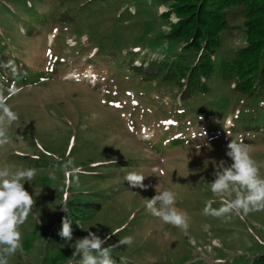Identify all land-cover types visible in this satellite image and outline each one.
<instances>
[{
	"label": "rangeland",
	"instance_id": "374dc122",
	"mask_svg": "<svg viewBox=\"0 0 264 264\" xmlns=\"http://www.w3.org/2000/svg\"><path fill=\"white\" fill-rule=\"evenodd\" d=\"M179 3L0 0V49L19 61L15 72L41 75L9 92L0 85L18 116L7 130L11 142L0 147V166L37 169L24 185L35 205L20 228L23 251L9 264H79L71 244L88 231L104 247L132 237L131 245L114 247L116 264H264V210L204 213L216 166L231 163V140L250 146L264 176V90L243 97L216 72L207 94L184 101L178 87L131 74L132 66L147 69L181 53V39L169 35L187 32L186 18L200 19L197 10L179 16ZM218 37V64L247 41L239 28ZM248 124L246 134L229 136L233 125ZM68 160L79 171H65ZM132 171L146 177L147 190L123 179ZM158 186L176 193L175 206L189 217L187 234L146 210L144 199ZM63 218L71 221L72 241L58 235Z\"/></svg>",
	"mask_w": 264,
	"mask_h": 264
},
{
	"label": "clouds",
	"instance_id": "9594fccd",
	"mask_svg": "<svg viewBox=\"0 0 264 264\" xmlns=\"http://www.w3.org/2000/svg\"><path fill=\"white\" fill-rule=\"evenodd\" d=\"M17 119V114L12 111L6 99L0 97V147L11 142L7 130ZM225 155L231 163L221 160L216 166L214 179L208 183L214 199L206 205L204 213L230 218L232 215L243 217L250 212L264 210V176L260 173L261 165L250 154V146L243 140H231ZM63 168L65 171H79L73 168L71 160L64 163ZM36 174L35 168L0 166V264H9L10 257L23 251L20 228L26 223L35 205V200L24 185L30 184ZM145 178L143 174L132 171L123 179L131 188L147 190L148 186L143 183ZM158 188L153 198L144 199L146 210L162 224L187 234L189 217L175 206L176 193L167 189L157 191ZM215 200H219L221 206L211 209L210 204ZM63 210L68 212L66 202ZM77 225L87 231L79 222ZM58 235L66 241H72V226L68 218L62 219ZM104 243L95 233L88 231L87 236L77 239L71 247L74 249L73 255L80 257L79 264H116L112 258L114 247L131 245L133 239L124 237L118 245L109 247H104Z\"/></svg>",
	"mask_w": 264,
	"mask_h": 264
},
{
	"label": "trees",
	"instance_id": "16d2710c",
	"mask_svg": "<svg viewBox=\"0 0 264 264\" xmlns=\"http://www.w3.org/2000/svg\"><path fill=\"white\" fill-rule=\"evenodd\" d=\"M180 5L175 8L179 16L197 10L199 19L186 18L185 33L174 31L169 36L180 38L183 44L181 53L174 59L153 62L147 69L132 66L131 74L143 77L147 82H158L163 85L178 87L184 101L196 99L207 94V82L216 72L227 82L234 85V92L243 97H254L264 90V0H178ZM200 3L196 7L193 3ZM233 17L242 21L239 24L231 22ZM257 18V19H256ZM208 20V23H203ZM195 22V23H194ZM183 28V29H184ZM245 30L247 41L231 58L216 63L213 56L219 48V35L230 29ZM4 58V59H3ZM0 85L10 91L13 85L32 83L37 84L40 73L15 72L19 61L3 49H0ZM20 68V67H19ZM13 84V85H12ZM229 130V136L246 134L253 129L251 124L234 127ZM256 130V129H255ZM182 135L174 137L173 143L180 140ZM164 145L159 143V146ZM163 147V146H162ZM165 151V149H164Z\"/></svg>",
	"mask_w": 264,
	"mask_h": 264
}]
</instances>
